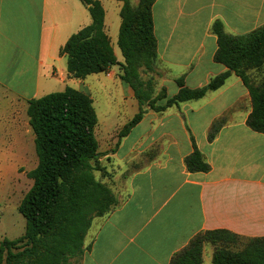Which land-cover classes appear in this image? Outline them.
<instances>
[{
  "label": "crops",
  "instance_id": "obj_1",
  "mask_svg": "<svg viewBox=\"0 0 264 264\" xmlns=\"http://www.w3.org/2000/svg\"><path fill=\"white\" fill-rule=\"evenodd\" d=\"M99 1L113 47V42L118 44L123 3ZM152 14L157 64L168 73L161 85L175 95L180 77L195 89L227 70L214 60L218 45L213 24L222 22L229 35H247L264 25V0H155ZM91 22L80 0H0V125L5 127L0 131L12 156L18 149L25 153L21 142L34 137L28 116L25 123L20 120L31 99L67 87L87 90L88 79L95 75L97 88L110 94L119 90L124 103L136 100L120 78L119 65L85 79L69 76L60 50ZM251 113L249 91L232 74L200 100L174 106L161 117L145 114L123 138L115 157L119 159L135 133L123 159L138 147L156 145L159 153L131 176L127 198L93 220L80 264H170L196 234L209 230L264 237V134L247 126ZM220 119L225 124L209 141L212 124ZM129 121L126 115L121 124ZM194 145L210 165L208 172L187 170L185 159ZM208 246L203 262H212Z\"/></svg>",
  "mask_w": 264,
  "mask_h": 264
},
{
  "label": "trees",
  "instance_id": "obj_2",
  "mask_svg": "<svg viewBox=\"0 0 264 264\" xmlns=\"http://www.w3.org/2000/svg\"><path fill=\"white\" fill-rule=\"evenodd\" d=\"M80 1L87 7L92 22L69 38L60 55L67 58V71L75 79L120 66L121 80L133 89L139 102L138 113L119 133L120 140L146 114L136 84L140 65L152 69L157 61L152 14L155 0H140L136 8L129 0H119L123 6L118 46L123 63L118 62L105 32V9L101 1ZM212 32L218 45L214 60L227 70L195 89L185 85L184 77L176 79L178 93L168 97L163 89L158 99H165L166 103L157 112L200 100L235 74L251 98L252 113L247 126L264 134V78L256 83L250 75L264 67V25L247 35L234 36L225 32L222 22L216 21ZM27 116L35 137L38 164L29 173L33 184L19 205V212L26 220L25 233L18 239L0 243V264H80L93 220L119 206L113 191L95 175L96 171L106 172L95 165L102 154L95 134L98 116L93 99L87 93L67 87L29 100ZM224 124V119L212 124L209 141L215 139ZM185 164L192 173L210 170L196 145ZM207 244L214 248L213 264H264V237L245 238L223 229L196 234L173 256L170 264H202Z\"/></svg>",
  "mask_w": 264,
  "mask_h": 264
},
{
  "label": "rangeland",
  "instance_id": "obj_3",
  "mask_svg": "<svg viewBox=\"0 0 264 264\" xmlns=\"http://www.w3.org/2000/svg\"><path fill=\"white\" fill-rule=\"evenodd\" d=\"M129 2L133 8H136L140 0H129ZM113 47L116 55L123 62L122 53L116 42H113ZM115 66L117 67V65ZM250 75L254 82L259 83L264 78V67L260 70L252 71ZM94 76L88 79L86 83L87 90L85 88L82 90L80 88L75 89L87 93L93 99L97 116H99L101 122L98 123L95 134L100 146L99 150L102 154L95 165L106 172L105 175L102 171H96L95 175L99 181L105 183L113 191L120 205L128 196V186L131 176L151 163L157 157L159 150L156 145L144 150H140L138 147L131 155L123 159L122 157L127 153L128 146L133 140L135 133L127 143V146L120 152L119 159L115 157V151L119 149L123 140V138L119 140V133L126 125L121 124V122L126 115L131 121L139 111V102L136 99L134 91L137 101L132 99L124 103L119 90H115L113 94H110L101 88H97V82L95 81L94 83ZM138 76L140 84L138 83L136 86L141 96L142 108L146 111V114L153 112L161 117L165 111L174 107L172 106L165 111L157 112V108L166 103L165 99L161 100L158 97L161 91L165 89L161 85L162 80L168 77V73L158 66L157 61L152 69H148L145 65L141 64ZM166 93L168 97L174 96L171 95L169 89H166ZM0 95L2 94L0 93ZM5 106L7 108L8 104L5 103ZM115 113H120V115L116 116ZM125 113L126 115H124ZM20 118L25 123L27 118L25 110L20 112ZM1 127L0 125V129L5 128ZM4 137L0 131V243L5 239H18L25 233L26 220L19 212V205L33 184L29 173L38 164L34 137L26 138L25 141L21 142L26 151L22 153L24 150L20 152L18 149L15 156L10 154V149L6 150L11 145L8 146L9 142L5 141ZM159 149H161V145ZM213 250V246H210L209 252ZM202 264H212V262L205 258Z\"/></svg>",
  "mask_w": 264,
  "mask_h": 264
}]
</instances>
